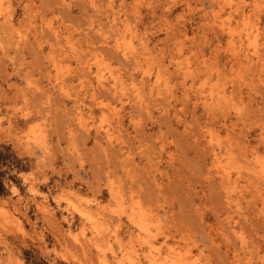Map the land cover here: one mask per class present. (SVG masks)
I'll return each instance as SVG.
<instances>
[{"label": "clouds", "instance_id": "9594fccd", "mask_svg": "<svg viewBox=\"0 0 264 264\" xmlns=\"http://www.w3.org/2000/svg\"><path fill=\"white\" fill-rule=\"evenodd\" d=\"M0 264H264V0H0Z\"/></svg>", "mask_w": 264, "mask_h": 264}]
</instances>
